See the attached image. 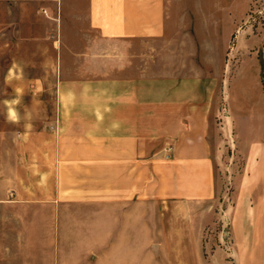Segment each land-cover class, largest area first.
<instances>
[{
    "label": "crops",
    "instance_id": "crops-1",
    "mask_svg": "<svg viewBox=\"0 0 264 264\" xmlns=\"http://www.w3.org/2000/svg\"><path fill=\"white\" fill-rule=\"evenodd\" d=\"M22 6H35L30 17L42 25L19 27L25 39L10 43L30 52L5 76L0 264H66V241L82 240L95 243L89 255L104 241L105 256L121 246L114 256L143 258L147 207L193 217L216 192L210 77L194 74L192 53L177 55L188 42L164 41L178 32L165 0H0V33ZM248 148L250 160L257 146ZM254 181L249 168L241 188ZM255 199L244 202L252 213Z\"/></svg>",
    "mask_w": 264,
    "mask_h": 264
},
{
    "label": "rangeland",
    "instance_id": "rangeland-1",
    "mask_svg": "<svg viewBox=\"0 0 264 264\" xmlns=\"http://www.w3.org/2000/svg\"><path fill=\"white\" fill-rule=\"evenodd\" d=\"M165 2L171 15L170 26H177L178 32L168 31L164 41L178 40L185 45L188 42V48L178 49L177 55L192 53L194 74L209 75L210 88L215 95L209 135L215 146L216 192L209 202L194 211L193 217L183 215L175 219L169 208L147 207L146 236L151 239L146 240L143 258L114 256L121 246L114 247L118 250L112 251L113 256H105L104 241L96 242L99 255L93 256L89 254L94 251V242L82 240L70 249L73 242L66 241L65 256L60 257L66 264H120L138 260L145 264H256L258 259L264 261V0ZM32 11L35 6L14 9L11 15L16 20L15 26L8 24L6 31L0 33L1 127L6 126L5 101L11 99L5 80L7 70L14 57H24L30 52L27 44L12 48L10 43L25 39L26 34L19 31L22 30L19 27L42 25L40 20L30 17ZM2 14V20L7 21L9 10H1ZM146 51L154 55L158 50L147 48ZM29 67L34 72L42 70L40 64ZM53 67L50 66V74ZM49 83L53 88L52 82ZM19 103L23 107L29 104V96L23 95ZM225 118L228 128H224ZM251 142L257 148L249 160ZM249 168L254 187L247 183L248 188L243 189L241 179ZM255 170L261 172V176L259 173L258 177L253 176ZM251 196L256 198L257 204L253 213L249 205L244 204ZM241 197L244 201L237 208ZM246 208L249 213L245 212ZM202 221L204 223L200 224Z\"/></svg>",
    "mask_w": 264,
    "mask_h": 264
},
{
    "label": "clouds",
    "instance_id": "clouds-1",
    "mask_svg": "<svg viewBox=\"0 0 264 264\" xmlns=\"http://www.w3.org/2000/svg\"><path fill=\"white\" fill-rule=\"evenodd\" d=\"M5 103L8 104L9 102L5 101ZM11 103H18V101H12ZM8 118L12 121H15L17 119L16 112L11 108H9V117Z\"/></svg>",
    "mask_w": 264,
    "mask_h": 264
}]
</instances>
